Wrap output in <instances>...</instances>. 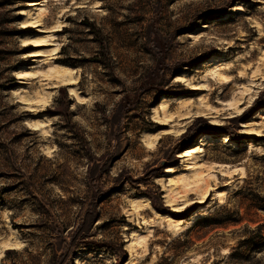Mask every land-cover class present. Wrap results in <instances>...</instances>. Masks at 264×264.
I'll return each instance as SVG.
<instances>
[{
  "label": "rangeland",
  "instance_id": "1",
  "mask_svg": "<svg viewBox=\"0 0 264 264\" xmlns=\"http://www.w3.org/2000/svg\"><path fill=\"white\" fill-rule=\"evenodd\" d=\"M262 108L264 0H0V264H264Z\"/></svg>",
  "mask_w": 264,
  "mask_h": 264
},
{
  "label": "bare ground",
  "instance_id": "2",
  "mask_svg": "<svg viewBox=\"0 0 264 264\" xmlns=\"http://www.w3.org/2000/svg\"><path fill=\"white\" fill-rule=\"evenodd\" d=\"M40 13L37 14L36 16H34L32 19L28 20L29 23L27 24L28 26H40L41 25V18H40ZM28 43H32V42H36L38 41L39 39L38 38H33V37H29L28 39ZM40 41V40H39ZM36 55L38 54H41L40 52H35ZM211 60V59H210ZM207 62V61H206ZM211 62V61H210ZM213 62H214V66L211 67L210 69V74L214 77H219L221 80H223L224 82L228 81L229 80V77L228 75L226 74L225 70L227 68V64L226 65H223V66H220L218 63H217V59L216 57L213 59ZM204 63V62H203ZM204 65V64H203ZM29 71H25V73L23 72V74H28ZM51 73V75H53L56 79H57V83L59 82L61 84H73L75 81H76V76L74 75V72H75V68L73 67H70L68 65H54V66H51L48 70H47V73ZM181 80V79H179ZM231 81V80H230ZM57 83H55V85H57ZM58 86V85H57ZM191 88H199V85L197 84H193L191 86ZM70 90L71 92H76V89L75 87L73 86H70ZM177 100H180V98H176V97H167V96H163L159 106L161 107L162 109V115L160 116V119L164 122H166L169 118H171L172 116V112L170 111V107H171V103L174 102V101H177ZM187 101V99H186ZM238 102H241L239 101L238 99H234V102H230V106H234V107H237V104ZM184 103V102H183ZM233 107V108H234ZM261 110H264V108H262ZM260 110V111H261ZM189 112V111H187ZM186 112V113H187ZM259 112V111H258ZM257 112V113H258ZM260 113V112H259ZM188 114H186L184 117H187ZM161 122V121H160ZM170 122V121H169ZM218 140H222V141H229L231 140L229 134H223L219 137H217ZM211 139H214V137L211 135V134H208V133H205V134H202L200 136V141L197 142V144L195 145H192L190 147H188L183 153L182 155L183 156H187L189 158H191L192 160L190 161V164H189V169H190V174L186 173V174H182V176L180 177V180L182 181L183 185H189L190 182H193V183H199V181H201L202 179H204V171L202 170L201 168V163L197 160V156L195 155V153L197 152V150H202V147ZM167 171H172V167H168L167 168ZM174 183H171V185H173ZM171 191H169L168 195L171 196V192L174 191V189H170ZM177 193V191H176ZM144 200L145 201V204H147L149 206V208L151 209V211L154 213V215L160 219V220H167L169 222H180L182 221V219H176L174 218L171 214L169 213H162V212H159L150 202L149 198L148 197H135L133 199V204L135 207H137L140 203V201ZM197 216V213H193L191 215V217L189 218L190 221H193ZM189 221V223H191ZM171 222V223H172ZM186 225V224H184ZM182 225V226H184ZM184 229V228H183ZM150 230V229H149ZM137 238V237H136ZM134 240V239H133ZM132 240V241H133ZM138 240L140 242L144 241L145 240V237L141 236L138 238ZM138 240H136L135 242H138ZM129 244V247H130V257L132 258V255L134 254V251H133V248H134V245L133 243L135 242H132ZM15 246V243L14 242H10V241H6L4 243V248H10V247H14ZM2 250L0 251V255L2 254L1 253ZM134 256V255H133ZM131 258L128 259L125 264H130L131 263Z\"/></svg>",
  "mask_w": 264,
  "mask_h": 264
},
{
  "label": "trees",
  "instance_id": "3",
  "mask_svg": "<svg viewBox=\"0 0 264 264\" xmlns=\"http://www.w3.org/2000/svg\"><path fill=\"white\" fill-rule=\"evenodd\" d=\"M160 212V211H159ZM219 218L215 217V216H205L202 220V222H207V224H211V223H222L220 220H218Z\"/></svg>",
  "mask_w": 264,
  "mask_h": 264
}]
</instances>
